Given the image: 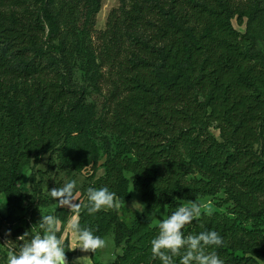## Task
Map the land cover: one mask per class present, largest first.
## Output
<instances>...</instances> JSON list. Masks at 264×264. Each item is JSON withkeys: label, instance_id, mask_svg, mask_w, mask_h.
Returning <instances> with one entry per match:
<instances>
[{"label": "trees", "instance_id": "16d2710c", "mask_svg": "<svg viewBox=\"0 0 264 264\" xmlns=\"http://www.w3.org/2000/svg\"><path fill=\"white\" fill-rule=\"evenodd\" d=\"M73 1L0 0L1 223L27 218L16 232L29 231L35 204L55 203L36 179L43 157L80 173L97 162L98 129L114 143L102 137L104 174L95 187L125 200L128 172L144 203L130 226L116 208L81 209L82 225L102 238L113 231L121 246L108 264H154L156 210L166 207L167 218L182 201L219 192L228 212L206 214L186 231L217 230L225 264H264V47L250 26L258 1L120 0L95 29L101 0H90L75 42ZM79 58L90 89L76 80ZM90 92L102 99L96 119ZM52 214L63 223L73 215L58 206ZM90 258L98 264L96 252Z\"/></svg>", "mask_w": 264, "mask_h": 264}, {"label": "clouds", "instance_id": "9594fccd", "mask_svg": "<svg viewBox=\"0 0 264 264\" xmlns=\"http://www.w3.org/2000/svg\"><path fill=\"white\" fill-rule=\"evenodd\" d=\"M77 187L78 181L69 179L62 187H53L47 192L58 207L73 213L67 222L71 248L66 244L68 236L59 235L64 228L60 219L46 214L39 216L34 234L19 235L20 241L25 242L9 239L12 230H5L4 240L0 242L5 249V264H71L66 250L94 253L105 247L106 241L94 229L81 224V209H86L89 215L114 209L118 207L116 193L108 186L88 187L85 203L79 199ZM206 214H211L210 209L193 200L176 207L167 218H161L156 234L149 241L150 259L154 264H225L216 251L224 245V238L217 230L186 231L187 226L198 223Z\"/></svg>", "mask_w": 264, "mask_h": 264}, {"label": "rangeland", "instance_id": "374dc122", "mask_svg": "<svg viewBox=\"0 0 264 264\" xmlns=\"http://www.w3.org/2000/svg\"><path fill=\"white\" fill-rule=\"evenodd\" d=\"M243 3H250V0H241ZM258 1V10L256 14L253 16L251 20V31L255 38L257 39L258 47L263 48L264 47V0H257ZM66 0H55V3L58 6H62L65 4ZM120 0H101V5L98 13L95 16V29H103L105 27V22L107 19V15L110 12L112 8H115L119 5ZM90 0H74L71 6L75 8V17L72 19V22H75V25L77 26L73 31L76 32V36H71L72 40L75 42L77 38H79V31L81 27L83 26V22L85 20L86 12L90 6ZM246 19L243 18V22H245ZM66 22V21H64ZM232 24L235 29L242 32L244 30V23L240 24L236 17L232 19ZM62 32H66V24L63 26ZM77 37V38H75ZM79 45V42L77 43ZM75 77L77 82L80 84L86 85L89 89L90 83L88 81V71L89 67L87 65V62L81 60L79 58L76 61V69H75ZM101 97L95 93L90 92L88 103L92 104L93 106V113L94 118H98L100 115V108H101ZM211 133L218 138V131H216L214 128L210 129ZM94 136H92V139L94 143L96 144L99 152V156L97 159V162L95 164H89L88 166L84 167L80 173H71L67 172L65 168H60L58 163V159H55L54 156L49 160L48 155H45L41 161V163L38 165L39 172H37L36 179L40 180V184L42 186V189L45 194H47L48 190H50L53 187H62L63 184L69 180V179H76L78 181V187L77 192L79 193V199L81 201L86 202V189L88 187H95V181L104 174V168H103V162L105 159L104 153H103V136H107L111 143H114V136H111L107 132H102L98 129L94 130ZM30 171L28 169H25V176H28ZM124 176L126 177L128 184H127V192H128V198L119 200L118 207H116L118 215L120 219L126 223L128 226H130L133 221L137 218L139 213L143 209V202L141 200L140 194L135 191L132 187L131 181L133 180V175L125 172ZM199 202L202 206H204L206 209H210V212H228V208L231 207V203H227L225 201V194L223 192H219L215 196H205L202 198H199L195 200ZM32 202V199H29L26 201V204H30ZM190 202L182 201L183 204H188ZM57 206L56 202L51 203L46 206H42L39 203L35 204V221L39 219V216H43L46 214H52L53 209ZM5 197L2 193H0V211L5 212ZM71 214H73L70 211ZM166 217V207H162L156 210L154 218L152 220V225H158L161 218ZM71 218V217H70ZM69 218V220H70ZM27 221V218H24L20 223L16 224H5L1 223L0 220V242H3L4 240V234L6 229H11L12 233L9 239L15 240L17 238V241H20L19 235H23L24 232H27L29 234H34L38 227V222L36 223H30L28 225V230L22 229L21 234H18L16 232V227L18 225L25 226V223ZM64 225L65 229L66 223L61 222ZM61 234V233H60ZM64 236V235H63ZM62 236V237H63ZM103 239L106 241L105 247L103 249H98L96 251V261L98 264H108L111 263L115 256L118 254L119 250L118 247L115 246L114 239H113V231L108 232ZM25 242V241H20ZM76 261L78 264H92V260L89 256V253H81L78 251L76 256ZM6 256H5V249L3 245H0V264H5Z\"/></svg>", "mask_w": 264, "mask_h": 264}, {"label": "crops", "instance_id": "0c3cea01", "mask_svg": "<svg viewBox=\"0 0 264 264\" xmlns=\"http://www.w3.org/2000/svg\"><path fill=\"white\" fill-rule=\"evenodd\" d=\"M144 206V204H143ZM68 222V221H67ZM67 222H66V226H65V229L61 231V234L60 236L62 237L63 235H67L68 236V240H67V243H68V247L69 249L71 248V234L70 233H67ZM118 254L121 253V246L118 247ZM79 250H76V251H72L73 253L71 255H67L69 261L71 262V264H78L77 261H76V256H77V253H78ZM89 256H90V253H89ZM90 264V263H89Z\"/></svg>", "mask_w": 264, "mask_h": 264}]
</instances>
